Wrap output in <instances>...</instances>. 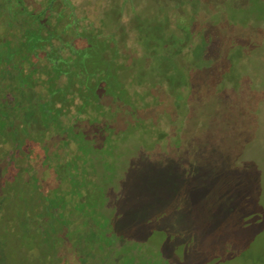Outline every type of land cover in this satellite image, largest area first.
Returning a JSON list of instances; mask_svg holds the SVG:
<instances>
[{
    "label": "trees",
    "instance_id": "trees-1",
    "mask_svg": "<svg viewBox=\"0 0 264 264\" xmlns=\"http://www.w3.org/2000/svg\"><path fill=\"white\" fill-rule=\"evenodd\" d=\"M123 1L91 15L69 0L0 3V264H138V242L110 231L106 200L114 194L105 183L132 131L146 129L150 104L200 101L202 122L217 132L213 142L212 133L196 135L200 150L252 132L240 91L232 98L223 87L239 51L252 48L244 32L230 22L224 46L212 25L194 41L195 15L171 4L176 34L156 0L149 24L137 28L135 55L123 38ZM185 139L182 131L176 144ZM96 236L102 246L82 255L84 240Z\"/></svg>",
    "mask_w": 264,
    "mask_h": 264
},
{
    "label": "rangeland",
    "instance_id": "rangeland-1",
    "mask_svg": "<svg viewBox=\"0 0 264 264\" xmlns=\"http://www.w3.org/2000/svg\"><path fill=\"white\" fill-rule=\"evenodd\" d=\"M69 1L89 15L124 4L123 0ZM155 2L126 0L123 38L127 51L135 55L141 53L137 28L149 24ZM171 4L180 5L182 14L195 15L194 41L203 40L215 25L225 46L231 22L253 44L250 50L239 51L237 70L226 76L223 86L226 95L234 88L240 91L239 104L252 113L247 115L253 129L248 135L233 134L230 147L217 150L206 143L200 150L196 137L212 133L202 122L200 101H183L179 107L163 100L150 104L142 110L146 129L132 131L121 147L126 150L124 160L107 174L113 176L112 183L98 181L114 194L106 200L110 231L119 230L138 242L143 250L138 264H264V0H164L166 13L160 16L167 15L168 29L179 34L177 6ZM231 96L236 97L234 92ZM203 115L209 114L203 111ZM182 131L189 144L184 140L176 144ZM216 134L208 139L215 141ZM90 231L87 226L84 235ZM100 246L96 236L84 240L79 251L84 255Z\"/></svg>",
    "mask_w": 264,
    "mask_h": 264
}]
</instances>
